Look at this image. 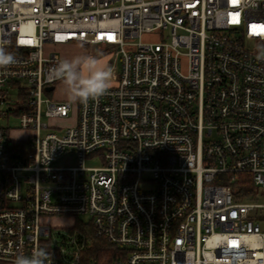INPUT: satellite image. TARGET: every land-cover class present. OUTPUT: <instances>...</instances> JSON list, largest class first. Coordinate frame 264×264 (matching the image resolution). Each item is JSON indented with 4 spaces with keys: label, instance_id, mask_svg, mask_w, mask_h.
I'll return each instance as SVG.
<instances>
[{
    "label": "built area",
    "instance_id": "obj_1",
    "mask_svg": "<svg viewBox=\"0 0 264 264\" xmlns=\"http://www.w3.org/2000/svg\"><path fill=\"white\" fill-rule=\"evenodd\" d=\"M47 44L113 54L70 126ZM0 46V264H264V0H0Z\"/></svg>",
    "mask_w": 264,
    "mask_h": 264
},
{
    "label": "clouds",
    "instance_id": "obj_2",
    "mask_svg": "<svg viewBox=\"0 0 264 264\" xmlns=\"http://www.w3.org/2000/svg\"><path fill=\"white\" fill-rule=\"evenodd\" d=\"M16 63L15 56L0 46V69ZM54 79L62 81L71 102L87 104L105 95L112 87L114 69L93 56L63 59L52 70ZM49 253L35 248L30 255H18L14 264H47Z\"/></svg>",
    "mask_w": 264,
    "mask_h": 264
},
{
    "label": "rangeland",
    "instance_id": "obj_3",
    "mask_svg": "<svg viewBox=\"0 0 264 264\" xmlns=\"http://www.w3.org/2000/svg\"><path fill=\"white\" fill-rule=\"evenodd\" d=\"M45 48L49 53H58L64 59H68V60H71L78 56L79 57L93 56L110 66H112L114 62L113 54L110 53L111 52L110 49H107L106 47L100 48V46L97 45L94 46V45H83V44H71V45L47 44ZM46 95L50 96L52 99L69 100L67 90L62 82L58 83L55 89ZM72 104H73V112L70 113V117H68L67 119L59 120L58 121L59 123L57 121L55 122L52 119H48V120L46 119V121H48L51 124L57 123L65 126L72 125L75 120V116L77 115V101L72 102ZM10 122L14 126L18 125L17 119L13 118ZM28 135H29V131L20 128H16L11 132V138L13 139L26 138L28 137ZM78 163L79 161L76 152L74 150L66 151L65 154H63L56 162V164L59 166H69V165L73 166V165H77ZM85 163L88 166H94L99 164V160L88 158L86 159ZM48 221L49 223H52L54 225L68 226L73 223V218L68 216H56V217H52Z\"/></svg>",
    "mask_w": 264,
    "mask_h": 264
},
{
    "label": "trees",
    "instance_id": "obj_4",
    "mask_svg": "<svg viewBox=\"0 0 264 264\" xmlns=\"http://www.w3.org/2000/svg\"><path fill=\"white\" fill-rule=\"evenodd\" d=\"M78 226H81L80 221L78 222ZM113 249V246L106 240L99 239L96 241L94 253L98 257H105L106 255H110L113 252Z\"/></svg>",
    "mask_w": 264,
    "mask_h": 264
},
{
    "label": "water",
    "instance_id": "obj_5",
    "mask_svg": "<svg viewBox=\"0 0 264 264\" xmlns=\"http://www.w3.org/2000/svg\"><path fill=\"white\" fill-rule=\"evenodd\" d=\"M49 89H53V87H49Z\"/></svg>",
    "mask_w": 264,
    "mask_h": 264
}]
</instances>
